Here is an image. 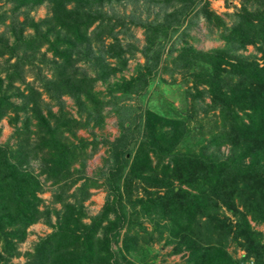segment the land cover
Masks as SVG:
<instances>
[{
    "label": "trees",
    "instance_id": "1",
    "mask_svg": "<svg viewBox=\"0 0 264 264\" xmlns=\"http://www.w3.org/2000/svg\"><path fill=\"white\" fill-rule=\"evenodd\" d=\"M122 1L0 0L11 5V17L0 12V122L13 128L0 144V264L20 257L21 264H162L179 254L182 264H264V232L251 225L264 226V0H240L229 27L206 0H147L163 11L150 22L105 10ZM42 5L47 15L35 22L29 12ZM201 17L224 48L186 42L192 19ZM130 26L142 30L141 49L118 37ZM166 43L171 67L160 66ZM248 46L260 57L239 53ZM137 53L144 62L134 75L116 77ZM160 69L191 84L188 115L136 114L125 104ZM64 97L76 117L64 110ZM110 114L119 129L112 141L95 133ZM100 146L108 156L88 175ZM98 188L107 192L104 204L88 216L84 204ZM37 223L50 231L22 253ZM155 245L170 249L160 255Z\"/></svg>",
    "mask_w": 264,
    "mask_h": 264
},
{
    "label": "rangeland",
    "instance_id": "2",
    "mask_svg": "<svg viewBox=\"0 0 264 264\" xmlns=\"http://www.w3.org/2000/svg\"><path fill=\"white\" fill-rule=\"evenodd\" d=\"M205 1V0H204ZM209 5V9L216 13L217 15L221 16L226 25L229 27L231 25V17L228 15H231L236 11L238 7H240V0H206ZM171 8H168V11ZM105 10L109 13V15H112L115 13V17L119 19H126L128 16H131V14L138 15L141 20H147L150 21H160L163 16V11L159 8L158 5L155 4H148L147 0H127L122 1L120 5H113L112 9L109 7H106ZM0 12H6V15H9L11 17V5L9 3H3L0 2ZM47 15V8L45 5H42L40 7H37L29 12V17L33 19V21H39L43 19ZM192 18V13L190 16L184 21L182 26L178 29V32L174 35L173 39L171 41L177 40L178 37H180L181 32L183 29H185V26L187 25V21H189ZM23 16H18V20L22 21ZM193 24L190 25V27L187 29V35L185 36L186 42L191 45L196 50L201 51H208L213 49H220L225 47V43L223 40L218 38V32L216 29L210 28L206 21L201 17L198 20H193ZM10 20H7L6 23L8 24ZM129 25V24H128ZM4 29L3 26H0V32H2ZM25 33H32V29L27 27ZM118 31V29H116ZM128 35H132L129 37ZM179 35V36H178ZM178 36V37H177ZM118 37L123 40L124 42L132 41L135 43V45L138 47V49H141L144 43V37L142 30L139 27L136 26H130L129 34H119ZM109 42V40H108ZM180 41L176 42V48L179 47ZM170 43H166L164 46V49L162 50L163 54L161 57V67L166 64L167 66L171 67L169 64V56L168 53V47ZM239 53H243L244 55H250L255 54L256 57H260V53H257L255 48L252 46L246 47L245 51H239ZM171 54V53H170ZM177 53L173 52L172 56H175ZM50 56V54H47ZM144 62V59L140 56L139 53L136 54L135 59H130L128 62L127 69H125L120 74H116V77L124 76L125 78H129L131 75H134V70L136 63L142 64ZM159 66V68H161ZM111 79H113L111 77ZM30 80V79H29ZM191 84H185L183 80L181 79V76L179 73L175 72L174 75L168 72H164L160 69V72L151 80L149 81V85L147 89L142 93L141 96L136 97L134 100H131L129 102H125L126 105L131 106L136 109V114H139L140 111H144L145 109H149L153 112L157 113H163L172 115L174 111H177L179 114L188 115L185 112V108L187 109L188 106H190V100L191 97L188 96L185 100L186 96L184 94V91L187 87H190ZM106 86L105 84L101 82H97L95 85V90L100 91L102 93H105ZM45 98V97H44ZM46 99V98H45ZM65 102L64 110L67 111L70 115L76 117V107L74 106L71 99L64 97L63 98ZM209 103V98L204 97L203 104ZM57 108L54 107V111ZM110 108H106V110H109ZM170 110V111H169ZM182 111V112H181ZM169 112V113H168ZM175 113V112H174ZM212 113H210L211 115ZM217 114V113H216ZM199 116L202 117L203 113L202 111L199 112ZM210 119L205 118L202 120V123L204 125L203 132L204 137H209V124L214 120V117L209 116ZM216 129H213V132H219V121L216 119ZM208 122V123H207ZM13 132V128L9 126L6 120H3L0 122V144L5 143L9 140ZM95 133L102 136L103 138L108 139L109 141H112L115 137L119 134V129L117 125V117L114 114H110L105 119V124L102 130L95 129ZM78 136L87 138L88 140L91 139V137L88 135V133L84 130H80L77 133ZM12 142V141H11ZM221 151L226 152V147H222ZM108 154L106 153V148L103 146L99 147L98 152L96 155L88 161L86 173L88 175H93V173L98 169L101 168L104 159H106ZM92 196L91 198L85 202V210L88 214V216L95 215L103 206L105 197L107 195L106 190L103 188H98L95 190H91ZM41 197L44 199V204L48 205L49 201L51 199V192L46 191L44 194L41 195ZM55 207L59 208V205H56ZM87 221V220H85ZM251 225L256 229L264 232V226H254V223L251 222ZM148 226V225H147ZM28 237L26 238L25 242L20 245V251L22 253L29 251L31 249L32 244L39 238L48 233L50 230L43 224L37 223L31 226L28 229ZM154 249H159L158 245L154 246ZM170 247H165L161 249L160 255H164L169 251ZM229 250L231 251L232 248L230 247ZM243 253V251L238 250L237 256H240ZM164 261H162V264H182L183 258L181 257V254L179 255H173V256H163L162 257ZM159 259V258H158ZM161 259V258H160ZM24 258L20 257L13 260V263H23ZM158 263L160 264L161 261L158 260Z\"/></svg>",
    "mask_w": 264,
    "mask_h": 264
}]
</instances>
